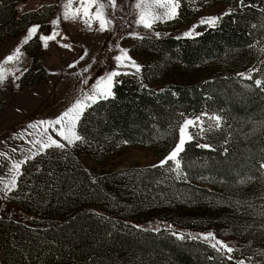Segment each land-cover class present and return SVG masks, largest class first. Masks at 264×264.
I'll return each mask as SVG.
<instances>
[{"label":"trees","instance_id":"obj_1","mask_svg":"<svg viewBox=\"0 0 264 264\" xmlns=\"http://www.w3.org/2000/svg\"><path fill=\"white\" fill-rule=\"evenodd\" d=\"M19 1L0 0V43L32 23L41 25L43 33L49 29L53 4L17 16ZM194 13L190 2L181 0L178 17L165 25H181ZM199 33L193 38L143 37L133 50L150 51L164 64L179 62L184 69L224 58L263 42L264 0H244L240 11ZM39 46L37 36L24 45L32 61L19 79L20 86L46 79ZM259 57L257 67L251 69L252 79L213 74L193 84L153 87L147 82L148 64L139 74L116 77L114 96L83 113L76 128L83 139L73 149L65 150L63 158L47 151L22 165L17 180L21 196L9 204L0 202L3 262L248 264L239 256L241 250L264 247V88L254 83L264 80L259 66L264 64V50ZM4 93L0 87V113ZM203 113L220 115L226 130L208 143L210 148L199 147L196 139L185 145L180 180L167 175L166 166L126 167L100 175L84 168L77 158L81 148L92 153L94 147L151 145L164 136L173 145L178 131L172 127L182 116ZM30 172L33 185L27 193L25 177ZM180 205L196 208L198 223H181L172 214L140 217L154 207ZM169 225L184 238L173 235ZM206 227L235 251L210 247L212 242L201 236Z\"/></svg>","mask_w":264,"mask_h":264},{"label":"rangeland","instance_id":"obj_2","mask_svg":"<svg viewBox=\"0 0 264 264\" xmlns=\"http://www.w3.org/2000/svg\"><path fill=\"white\" fill-rule=\"evenodd\" d=\"M187 1L195 9V13L185 23L175 27H166V22L156 23L151 29L137 26L135 23V0H117L118 8H107L108 16L112 19L113 25L110 30L106 31H100L98 23H94L90 30L79 18L75 21H65L61 17L59 25L56 26V31L59 32V35L55 40L48 42L47 48L43 46L39 35H47L53 32L54 26L52 21L56 20L62 13L63 9L61 5L64 3V0L19 1L16 5L17 16L32 9H39L47 4H53L54 10L49 18L48 31L43 33L39 29L37 34L40 43L39 54L42 64L46 69V79L20 86V78L14 79L13 76H8L4 84L0 86L5 89L3 95L4 106L0 113V146L3 147L0 153L7 154V158L0 155V177L10 178L11 173L9 169L12 163L22 160L33 153L44 154L48 151V154H52V157L63 158L65 150L74 148V145H69L63 149L53 147L40 151L39 144L33 146L29 141L43 139L44 137L39 136L38 133L46 126L35 128L28 126L37 121L54 119L81 94L82 90L88 91L98 77L116 69L117 64L113 57L120 54V49L129 50L128 55L142 66L141 71L143 66L146 65L147 67L148 64L146 71L147 82L153 87H160L166 84H193L213 74L236 76L239 73H245L257 67L259 56L263 51L262 49H264V40L249 48L228 54L224 58L206 61L191 69H184L179 62H175L171 66L166 65L160 57L150 51L137 53L133 50L134 44L140 39L129 35L130 33H138L141 37H157L156 33H160V36L167 34L182 36L194 24H198L202 17L221 16L229 9L232 12L241 10L240 0ZM73 6L75 7L76 5L74 4ZM33 25L38 24L32 23L23 32L18 35L8 36L0 43V61H3L8 54L20 45L28 29ZM207 27L209 26L201 25L195 31L200 32L203 28ZM62 44H69L71 48L62 47ZM85 50L87 51V55H84ZM21 51L23 57L19 62H11L5 65L7 69L20 77V72L27 69L32 61L24 46L21 48ZM82 55L84 58L80 60L79 58ZM77 60H79L78 64L74 67H69L70 64H73ZM89 65H91L90 68L88 67ZM259 66L260 71L264 74V64ZM86 68L88 70L84 71ZM16 69H20V71H16ZM119 70L124 73H135L134 69L128 67H122ZM84 79H88V85L82 83ZM200 117L204 120L206 128L209 123H215L214 121H209L207 117L202 115ZM190 118L194 117L183 115L180 122L172 127L173 130L176 128L178 131V139L173 145L169 143L170 138L164 136L162 140L151 145L120 144L108 150L94 147L96 150L92 153L86 152L81 148V150L76 151L77 158L84 168L95 173H100V175L120 168L133 167L137 169L157 165L175 148L179 141V127L185 119ZM225 130L226 127L221 121L218 129L213 128V130L205 133H199L196 128L190 131L194 133L193 139L198 140L201 144H208L215 136L222 137ZM49 132L54 138L60 139L54 132H51V129H49ZM13 149H16V151H13ZM172 166L171 162L169 165H166L165 173L167 175L170 174L169 176L174 177L176 180H180L184 175L177 178L176 173L169 170ZM136 169H134L135 172H138ZM32 180V172L27 173L25 177V192L27 193L30 192L33 185ZM20 196L21 193H18L17 188L8 193L7 197L4 196V193L0 192V202L9 204L12 203L13 199ZM180 206L176 209L154 207V209L147 211V213L140 215V217L156 215L167 217L172 214L171 216L178 219L181 223H198L199 214L196 213V208L192 210L193 207ZM125 213L127 214V211ZM126 214L123 215L126 216ZM202 231L203 234L212 232V227H206ZM179 234L181 233H177L175 236L178 237ZM216 238L222 241L217 235ZM239 254L241 259H246L248 264H264V247L261 250H251L244 247ZM0 264H5L1 254Z\"/></svg>","mask_w":264,"mask_h":264},{"label":"snow or ice","instance_id":"obj_3","mask_svg":"<svg viewBox=\"0 0 264 264\" xmlns=\"http://www.w3.org/2000/svg\"><path fill=\"white\" fill-rule=\"evenodd\" d=\"M244 0H240V3L243 4ZM76 5L75 7L73 5ZM181 6V0H135L134 7L136 9V19L135 23L137 26H143L146 29H151L156 23H163L169 20L176 19L179 15V9ZM63 11L56 20L52 21L54 26L53 32L47 35H39L40 41L43 42L45 48L48 47V42L53 41L59 35V32L56 31V26L59 25L61 17L65 21H75L77 18L81 19L83 23L91 30L94 23H98L100 31L110 30L113 21L108 16L107 8L112 7L116 9L119 7L117 0H64V3L61 5ZM232 12L229 9L227 12L223 13L221 16H208L202 17L198 24H194L188 31L182 34V37L193 38L194 36L200 35L199 32L195 30L201 25H207L209 27H214L225 15H230ZM41 25H33L28 29L26 36L10 54H8L3 61H0V86L8 79V76H13L14 79H19L20 76H16L14 72L7 69L5 65L11 62H19L23 53L21 48L27 44L30 40L37 36ZM129 35L143 39L139 36L138 33H130ZM161 34L156 33V36L159 37ZM182 37H177L180 39ZM62 47L71 48L69 44H62ZM118 47V46H117ZM264 50V49H262ZM128 49H120V54L113 57L116 61V69L106 72L104 75L98 77L90 86L88 91H81V94L57 117L50 120H41L29 124L28 127L35 128L38 126H46L43 130L38 133L39 136L44 137L43 139L30 140L29 143L35 146L36 144L40 145V151L49 149V148H60L63 149L66 146L74 145L78 141H81V137L77 131V124L80 121L83 113L92 105L98 103L100 100H107L114 96L113 88L115 86V78L121 75H127L128 73L121 72L119 69L122 67H128L135 70L134 74H139L141 71V65H139L131 56L128 55ZM84 55H87L85 50ZM84 56L82 55L79 59L82 60ZM95 62V61H94ZM79 63V60L74 61L73 64H70L69 67H74ZM89 68L91 65L88 66ZM88 69H84L87 71ZM20 71V69H16ZM27 71L24 69L20 72L23 75V72ZM241 77L245 79H252V72L249 73H239ZM84 85H88V79L82 81ZM255 85L260 88H264V80L256 79L254 81ZM18 86V85H17ZM202 116L207 117L209 121H214L215 123H209L207 128L205 127L204 120L200 117H194L190 119H185L184 122L179 127V141L176 144L175 148L172 149L169 154L164 157L157 165L153 167H165L166 165H173L169 170L176 173L177 178L183 175V165L181 153L185 150V145L191 142L194 138V133L190 130L193 128L198 129L199 133H205L207 131L213 130V128L218 129L221 125L222 117L220 115L208 116L207 113H203ZM54 132L60 139L54 138V136L49 132ZM64 141V142H61ZM127 143V142H126ZM203 148H210L211 145L202 144L198 145ZM16 151V149H13ZM38 153H33L30 156H26L24 159L19 161H14L12 163L9 172L11 173L10 178L0 177V192L4 193V196L7 197V194L14 191L17 188V180L20 175H22L20 169L21 166L27 163L28 160L33 159L34 156ZM7 158L6 153H0ZM261 168H264V164L261 165ZM159 231V228L156 229ZM168 230L172 231L171 226H168ZM173 235L177 233L173 232ZM183 233L178 235L179 239L184 238ZM191 236V234H188ZM202 238L208 241H214L209 244L217 252L226 251L227 253H232L235 249L229 247L225 242L220 241L216 238L215 233L208 232L201 234ZM228 259H231L229 256ZM237 264H244V261H237Z\"/></svg>","mask_w":264,"mask_h":264},{"label":"crops","instance_id":"obj_4","mask_svg":"<svg viewBox=\"0 0 264 264\" xmlns=\"http://www.w3.org/2000/svg\"><path fill=\"white\" fill-rule=\"evenodd\" d=\"M2 149H3V147H2V146H0V151H2Z\"/></svg>","mask_w":264,"mask_h":264}]
</instances>
